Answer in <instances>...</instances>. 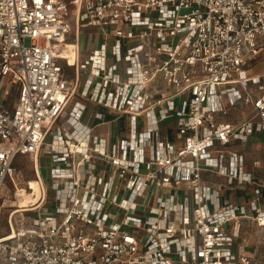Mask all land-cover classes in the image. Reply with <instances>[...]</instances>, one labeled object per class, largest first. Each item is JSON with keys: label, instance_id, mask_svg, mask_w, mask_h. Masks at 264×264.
I'll list each match as a JSON object with an SVG mask.
<instances>
[{"label": "built area", "instance_id": "built-area-1", "mask_svg": "<svg viewBox=\"0 0 264 264\" xmlns=\"http://www.w3.org/2000/svg\"><path fill=\"white\" fill-rule=\"evenodd\" d=\"M83 25L103 38L89 52ZM260 62L264 0H0V89L18 87L0 101V193L18 155L48 146L51 162L48 187L35 160L40 194L29 180L0 264H260L235 248L242 220L264 225V185L235 147L264 133ZM85 101L125 134L94 133ZM71 103L72 130L56 126ZM225 184L251 195L223 198Z\"/></svg>", "mask_w": 264, "mask_h": 264}, {"label": "rangeland", "instance_id": "rangeland-1", "mask_svg": "<svg viewBox=\"0 0 264 264\" xmlns=\"http://www.w3.org/2000/svg\"><path fill=\"white\" fill-rule=\"evenodd\" d=\"M76 8L71 6L69 10V19L74 21V13ZM92 32V37L89 41V46L91 48L92 44H99L103 41V38L98 35V38L93 37L95 33L94 30H89ZM99 32V31H98ZM43 40L41 44H43ZM107 44L109 48L112 46V38L107 39ZM85 45V39L83 41V49ZM73 60V59H71ZM65 67V77L70 83H73L75 79V69L74 67L67 66L64 61H61ZM264 69V62H260L254 65V71L259 72ZM1 94V93H0ZM14 101V100H13ZM73 104L71 103L65 112L62 114L58 120L56 126L62 125V127H71L70 120V110L72 109ZM234 117V115H232ZM101 129V127H99ZM109 129V127H107ZM170 135L173 137V132H170ZM259 139L258 136H253L251 140L240 141L235 144V147L242 149L245 154L247 165L251 170H253L256 176L264 183V141H256ZM262 139V138H260ZM51 140V137H48V141ZM44 157V156H43ZM50 159H42V175L48 185H51L50 179ZM91 166L88 165V169ZM35 170H34V160L33 155L31 154H20L16 157L11 173L5 180L3 189L0 193V235L8 234L10 232V223L9 220L12 216V213L19 207L26 205L25 203H18L19 192L28 190L26 189L28 181L30 180L32 188H34V193L39 196V185L36 181ZM218 182H222L223 178L217 177ZM214 180V179H213ZM250 186V185H248ZM23 188V189H22ZM222 197L229 200L241 201V199L249 198L251 193L241 188H231L229 185L225 184V187L221 189ZM30 193V192H29ZM31 195L30 202L35 201V198ZM29 202V203H30ZM36 212H27L24 214L25 218L30 216H36ZM21 212H16L13 216V222L15 226H21L25 223H22L24 218L22 217ZM25 221V220H24ZM26 222V221H25ZM237 245L242 246L243 250L251 252L257 259L260 264H264V225H260L252 219H244L241 221L240 227V236L236 238Z\"/></svg>", "mask_w": 264, "mask_h": 264}, {"label": "crops", "instance_id": "crops-1", "mask_svg": "<svg viewBox=\"0 0 264 264\" xmlns=\"http://www.w3.org/2000/svg\"><path fill=\"white\" fill-rule=\"evenodd\" d=\"M89 30H94V34H93V37L95 36V38H98V35L100 37H102L100 31L98 28L94 27V26H91V25H83L81 30H80V35H81V40H80V43H81V48H82V51L83 52H89L92 48L94 47H97L99 44H92L91 48L89 46V41H90V38L92 37V32H89ZM99 31V32H98ZM85 39V45H84V48H89L88 49H83V41ZM66 45H70V46H74L73 43H69L67 41L64 42ZM62 54L66 55L67 56V53L66 51H63ZM71 60V59H70ZM71 61H74V60H71ZM3 90V91H2ZM9 90V89H7ZM0 101L6 105L7 107H12V105H14V103H16V101L18 100V87L17 86H13L9 92L6 91V89L4 90L2 87L0 89ZM14 100V101H13ZM86 102V105H87V109L83 115V122L88 124L89 126L93 127V130H94V133H98L100 135H103L105 137H108L110 140H112L113 142L118 140L122 135L125 134L126 130H125V121H126V118H124L122 120V122L118 121L116 118V115L113 111L107 109L106 107H103V106H100V105H97L91 101H85ZM96 112H104L105 113V119L103 121L101 120H98L94 117V114ZM60 119V118H59ZM58 119V120H59ZM227 120H233V116H228L226 118ZM58 122V121H57ZM167 122V121H166ZM166 122H162L163 124L166 123ZM62 127V125H59ZM99 127H101V129H99ZM107 127H109V129H107ZM65 129L67 130H72V127H64ZM258 136L259 139H257L256 141H264V133H255L253 136ZM252 136V137H253ZM262 138V139H260ZM252 139V138H251ZM250 139V140H251ZM49 147L48 146H44L43 149L41 150V153H40V157H35V155H33V160H34V170H35V160L37 161V164L39 166V163H40V170L42 171V159L43 158H48L50 159V155H49ZM242 150V149H241ZM32 155V154H31ZM44 156V157H43ZM40 160V161H38ZM247 163V161H246ZM247 168L249 170H251L249 168V166L247 165ZM253 171V170H251ZM254 172V171H253ZM255 173V172H254ZM35 176H36V173H35ZM258 178V177H257ZM214 180H218L217 178H215ZM258 181L260 182L259 184H263L260 179L258 178ZM254 187L257 188V186L255 185ZM236 188H240V186H236L234 187V189ZM260 190L262 192H264V187L261 186L260 187ZM40 192V191H39ZM40 194V193H39ZM38 194V195H39ZM236 203H239V202H243L245 201V199H241V201H237V200H232ZM24 223V222H22ZM26 223V222H25ZM22 225V224H21ZM9 233V232H8ZM1 237V236H0ZM235 248L236 249H241L243 250L242 246L240 245H237L235 243ZM247 251V250H246ZM251 253V252H250Z\"/></svg>", "mask_w": 264, "mask_h": 264}, {"label": "bare ground", "instance_id": "bare-ground-1", "mask_svg": "<svg viewBox=\"0 0 264 264\" xmlns=\"http://www.w3.org/2000/svg\"><path fill=\"white\" fill-rule=\"evenodd\" d=\"M60 47L61 48L58 50L60 53H62L63 51H66L67 57H70V59H73V60L76 58V46L66 45L63 42L60 45ZM19 195H21V196L19 197L18 203H25L26 205H23V206H28L29 202H30V199H31V195L29 193V190L21 191V192H19ZM19 211H22V209L21 208H17L15 212H19Z\"/></svg>", "mask_w": 264, "mask_h": 264}, {"label": "trees", "instance_id": "trees-1", "mask_svg": "<svg viewBox=\"0 0 264 264\" xmlns=\"http://www.w3.org/2000/svg\"><path fill=\"white\" fill-rule=\"evenodd\" d=\"M4 235H6V234L0 235V236H4Z\"/></svg>", "mask_w": 264, "mask_h": 264}]
</instances>
